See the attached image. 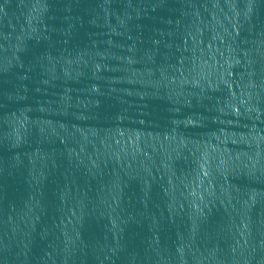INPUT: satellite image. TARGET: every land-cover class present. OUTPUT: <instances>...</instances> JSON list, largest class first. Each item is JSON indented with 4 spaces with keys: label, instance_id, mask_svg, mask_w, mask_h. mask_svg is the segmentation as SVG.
I'll return each mask as SVG.
<instances>
[{
    "label": "water",
    "instance_id": "obj_1",
    "mask_svg": "<svg viewBox=\"0 0 264 264\" xmlns=\"http://www.w3.org/2000/svg\"><path fill=\"white\" fill-rule=\"evenodd\" d=\"M0 264H264V0H0Z\"/></svg>",
    "mask_w": 264,
    "mask_h": 264
}]
</instances>
